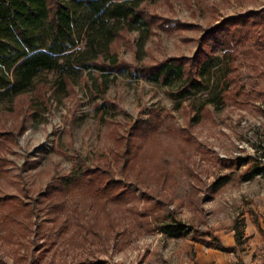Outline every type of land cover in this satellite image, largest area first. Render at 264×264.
<instances>
[{
    "label": "rangeland",
    "instance_id": "rangeland-1",
    "mask_svg": "<svg viewBox=\"0 0 264 264\" xmlns=\"http://www.w3.org/2000/svg\"><path fill=\"white\" fill-rule=\"evenodd\" d=\"M142 7L149 18V32L134 27L112 45L117 59L128 64L154 63L169 56L190 57L206 25L260 11L264 0H142ZM241 72L242 76L246 73L242 67ZM259 72L252 81L263 93L264 61ZM81 75L67 95L45 90L44 106L32 108L29 113L13 118L0 112L2 129L15 120L22 121L15 142L0 151L9 160L0 176V192L26 198L21 188L34 195L52 176L67 178L77 173L83 168L80 159L91 165L101 155L111 157L113 150L117 156L116 162L112 159L114 163H109L113 176L126 184L134 178V192L143 189L153 199L162 198L165 208L173 209L182 221L222 235V242L233 220L239 219L245 239L238 245L243 249L233 254L238 257L252 248L251 256L260 258L264 229L253 224V237L247 235L245 226L254 223L252 218L264 224V170L241 180L237 176L243 168L240 166L217 190L198 200L209 191L208 184L216 175L230 170L221 167L217 158L259 154L262 150L260 159L264 162V113L258 108L259 96L254 92V102L228 101L220 108L208 107L194 120L186 106L179 107L184 101L169 99L165 93L169 85L131 78L124 72L87 70ZM99 82L111 105L104 106L106 111L100 117L96 108L100 102L96 94ZM23 104L20 107L25 108ZM151 108L168 111L154 134L137 146L113 140L110 128L117 130L114 135H123L129 122L146 118ZM184 136L187 141H183ZM156 153L167 158L168 168L175 169L176 175L170 180L157 177L150 166L151 156ZM122 161H128V179L119 174ZM141 165L144 171L139 170ZM105 177H100L99 185ZM189 191L197 198L195 205L187 202ZM97 198L70 185L57 198L59 209H36L29 231L9 233L0 227V264H189L195 248L204 247L189 235L172 238L148 230L163 206L141 217L144 213H138V208L142 201L132 199L130 206L128 194L103 206Z\"/></svg>",
    "mask_w": 264,
    "mask_h": 264
},
{
    "label": "trees",
    "instance_id": "trees-1",
    "mask_svg": "<svg viewBox=\"0 0 264 264\" xmlns=\"http://www.w3.org/2000/svg\"><path fill=\"white\" fill-rule=\"evenodd\" d=\"M134 27L149 32V18L142 7V0H0V112L13 118L29 113L32 108L44 106L45 90L52 89L67 95L75 81L81 79L82 72L96 70L107 74L124 72L131 78L169 85L165 91L169 99L184 101V105L179 103V107L186 106L194 120L200 118L208 107L220 108L228 101L254 102V92L259 96L258 108L264 113V92L257 91L256 83L252 81L260 73L264 61V8L206 25L192 56H169L154 63L128 64L117 59L112 49L114 41ZM241 67L246 71L244 76ZM96 94L100 98L96 107L100 117L106 111L104 106L109 103L104 96L102 82L97 83ZM23 103H26L25 108L20 107ZM167 114L165 109L151 108L146 118L129 122L125 134L114 135L117 131L114 126L109 133L116 143L126 146L129 141L137 146L156 132ZM21 122L15 120L6 129L0 126V151L15 142L16 133L22 129ZM183 141H187V136ZM110 151L111 157L101 155L91 165L80 159L83 168L77 173L68 174L67 178L52 176L34 195L21 188V194L26 198L0 192V227H5L9 233L29 231L36 209H59L58 196L68 186L74 185L88 194L97 195L100 206L106 201L120 200L126 194L130 202L132 199L141 200L138 208V213H144L141 217H146V212H152L158 205L163 206L164 210L158 217L153 216V225L148 230L172 238L189 235L190 239L203 246L223 252L235 253L237 249H243L238 247L245 239L239 219H234L229 227L233 231L234 244H224L209 229H197L182 221L173 209L165 208L162 198L153 199L143 189L134 192L131 187L134 178L126 184L121 178L114 177V169L109 163L112 159L116 162L117 156L113 150ZM261 154L262 150L259 154L217 158L221 167L230 170L216 175L208 184L209 191L198 200L217 190L240 166L243 168L237 176L241 180L261 173L264 170ZM122 162L119 174L126 177L128 161ZM7 163L9 160L0 153V176L4 175ZM149 164L162 180H170L176 175L174 168H168V160L162 154L151 156ZM139 170L144 171V167L141 165ZM102 175L106 177L99 185ZM186 196L187 202L195 205L197 198L193 192L189 191ZM251 220L256 222L255 218ZM191 264L198 263L193 260ZM235 264L248 263L237 258Z\"/></svg>",
    "mask_w": 264,
    "mask_h": 264
},
{
    "label": "crops",
    "instance_id": "crops-1",
    "mask_svg": "<svg viewBox=\"0 0 264 264\" xmlns=\"http://www.w3.org/2000/svg\"><path fill=\"white\" fill-rule=\"evenodd\" d=\"M253 224L256 225L257 228L264 229V224H258V221L256 220L255 223H247L245 230L247 232V235H253V237L256 234V231L253 230ZM219 237L222 240V235L218 234ZM223 243L224 244H234L233 240V231L232 230H227L225 238H223ZM251 249L250 248L248 251L246 250L243 252V254H239L238 257H236L232 252H223L219 251L217 249H213L211 247H203L201 246L199 248H195V254L193 260H195L198 264H235L237 258H240L244 263L248 264H264V252L262 256L259 258L258 255L251 256ZM192 262V261H191ZM191 264V263H189Z\"/></svg>",
    "mask_w": 264,
    "mask_h": 264
}]
</instances>
